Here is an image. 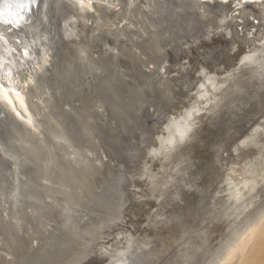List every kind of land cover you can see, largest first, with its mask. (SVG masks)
I'll use <instances>...</instances> for the list:
<instances>
[{
	"label": "bare ground",
	"instance_id": "1",
	"mask_svg": "<svg viewBox=\"0 0 264 264\" xmlns=\"http://www.w3.org/2000/svg\"><path fill=\"white\" fill-rule=\"evenodd\" d=\"M175 1L169 5L167 0H140L138 6L134 4L128 7L127 0H120L121 10L118 13L106 12L103 17L97 16V21L110 25L128 21L123 30L113 29V32L124 37L119 40L107 30L95 32L99 26L97 23L77 20L72 0H41L40 21L34 20L24 25L36 41L33 45L37 56L35 63H42V51H47L49 63L43 71L33 74L35 84L26 93L28 116L33 119V125L29 126L9 113L11 130L6 128L2 136L0 134V143L5 144L9 153L16 157V160H9L0 156V264H29L27 259L30 256L34 259L33 264H105L123 257L135 236L128 229L144 220L148 221L155 199L165 195L172 180L168 174L172 167L168 168V172H163L166 168L164 164L162 171L161 167L156 166L155 169L161 171L157 175L156 171H151L153 166H149L153 160H149L157 153L165 157L168 146L174 144H164L161 139L162 134L164 139L169 138L167 126L173 120V114H179L176 119L179 116L187 118V114H191L184 137L189 141L199 128L198 122L201 123L204 112H208L205 110H208L207 106L211 111L225 97L221 96L226 95L224 92L220 95L224 85L227 87L228 83L236 80L234 77L241 73L239 69L244 67L246 71L251 66L242 65L241 60L264 46L260 43L264 40V0H260L257 6L247 4L243 10L225 6L220 0L214 3L202 0V4L197 0ZM202 6L207 16L201 10ZM48 7H51L52 15L61 18V35L54 34L51 39L46 31L51 20L46 12ZM226 15H238L243 20V26L233 21H228L227 26H220L225 32H230L231 37L233 33L236 37L235 40L229 38L233 42L228 41L232 46H228L227 52L222 48L228 56L211 57L209 61V64L215 60L224 61L221 69L211 72L200 66V72L204 75L196 80L176 70L174 63L173 67L169 64L168 49L172 51L178 48L177 43L181 38L194 32L196 27H213ZM245 29L247 33L252 29L257 31L250 38L246 33H239ZM216 30L219 31L218 28ZM10 42L14 44V41ZM191 45L195 47L198 44L194 42ZM215 45L216 48L217 43ZM108 47H117L120 56L113 59L105 55ZM208 52L212 50L209 48ZM202 59L207 60L206 56ZM26 63L31 65L34 62ZM165 66L171 68L166 76L159 71L160 67ZM243 76L239 75L237 79ZM191 79L196 82L195 96L189 92L193 82ZM208 79L214 84H208L201 90L199 84ZM232 85L235 86L234 83ZM232 85H228L231 90ZM252 85L250 88H253ZM239 89L232 94L235 95ZM202 92L209 95L197 101ZM146 109H151L154 115L170 114L164 121L145 125L143 115ZM259 119L262 126L257 123L253 130L264 127V118ZM247 123L245 120L244 124ZM174 141L179 142L180 137H174ZM115 148H121L125 155L112 153L111 149ZM137 152L141 160H135V165L131 155ZM127 156L132 161H127ZM241 157L236 154V158L229 159L230 162L226 160L228 163L225 166L229 164V168L224 173L228 175L219 179L217 187L220 201H216L215 206L213 202L210 203L208 218L202 222L205 231V227L215 228V239L218 241L214 247L207 246L208 251L214 248V252L206 264L214 262L224 233L225 239L232 238L237 226L264 213V157L256 154ZM159 161L155 165H160ZM127 162L132 165L131 171L122 168V164ZM150 178H155L154 182ZM126 179L128 185L125 184ZM146 179L151 183V189ZM143 186L150 190H144ZM249 205H258L261 211L249 216L246 211ZM220 229L227 230L219 233ZM249 230V235H252ZM263 241L264 237H260L259 245ZM262 248L259 257L250 256L252 264H264ZM94 253L99 256L97 262L90 260ZM102 256L105 258L101 259ZM205 258L202 253L199 261ZM184 264L195 262H190L185 256Z\"/></svg>",
	"mask_w": 264,
	"mask_h": 264
},
{
	"label": "rangeland",
	"instance_id": "2",
	"mask_svg": "<svg viewBox=\"0 0 264 264\" xmlns=\"http://www.w3.org/2000/svg\"><path fill=\"white\" fill-rule=\"evenodd\" d=\"M228 35L229 34H227V36ZM224 36L226 35L219 33L218 35H213L211 38H209L208 41L202 42L200 44L204 46L203 51L208 52L210 48V51L212 50L213 53L217 52V50H219L218 52L221 53V55L218 52H217L218 54L214 53L215 55L214 56L213 54H211L212 52H208L210 58L211 57L219 58L221 56L222 57L228 56L226 52L228 51V46L229 48L230 46H232L229 44L233 42V40H231L233 38L230 35L228 37L227 36L224 37ZM216 43H217V47L215 48ZM223 43L225 44L224 47L222 46L224 45ZM206 45H208V48ZM197 46L198 45L193 47L195 51L192 49L190 56H188L187 54L182 55L178 59V61H176L174 65L175 68L180 69L181 71H183V73L191 77L197 76L196 75L197 72H200L199 67L202 65V58L196 59L197 52L201 51L200 47L198 48ZM218 46L221 50L222 48L223 50L226 49V52L218 49ZM205 47L207 48L208 51L206 50ZM196 49H197V52H196ZM222 52L225 53L226 55L225 54L223 55ZM229 52L231 53V51ZM256 59L259 60L260 57L257 56ZM186 60L188 61L189 65L195 64V68H191V67L185 68L184 62ZM222 60H225V58H223ZM181 62H183V64ZM199 62L201 64H199ZM218 62H220V66L222 62L224 64V61L221 62V60L220 61L218 60ZM251 66L248 67L249 69L245 67V69H248L246 71L244 70V67L241 68L243 70L239 69V71L242 73L241 74L238 72L240 77L243 76L244 74L242 78L237 79V77L239 76L238 74H237V77L236 76L234 77L236 78L237 81L238 80L240 81L239 82L240 84L238 82H235L236 80L234 78H232V80L234 79L235 81L233 80V82H231L232 80L231 81L229 80L228 82H231V83L227 82L228 83L227 87L229 84L232 85L234 83L235 86L233 85L231 86L233 88L232 90L229 87L228 89L230 90H228L226 85H224V89L223 91H220V95L223 92H224L223 94H226V95H221V96H225V97H222V99L224 98L223 101L225 100L226 103L224 101V104H223V101L221 99L222 102L219 101L220 103L215 105L217 107L215 108L214 106L211 111H209V106H207L208 110L207 108L205 110L208 112H204V116L203 118H201V123L198 122V125H200L199 128L196 129L193 135H191V138L189 139V141L187 140V138H184L186 141L174 142L173 145L168 146V149H167L168 152H166L165 157L162 158L163 154L162 155L160 154V158L159 159L156 158L155 160L156 162L160 160L159 161L160 165H155L156 162L154 163V160L151 163H149V166H151V168L153 166L151 171H156L157 175H159L158 171L161 172L164 166L166 168H164L163 172L164 171L168 172L169 171L168 168L172 167L170 168L169 172H173V173L168 172V174L172 176L171 177L172 180H170V182L168 183L165 195L159 197V199H155L156 202H154L153 204L155 206L151 212L150 217L148 218V221L144 220L141 223H139V225L131 226L133 228L130 227V229H128L129 231L134 233L135 236L133 237L134 239L132 240V242H130L131 243L130 247L124 253L125 255L123 257L121 256L119 258H115V260H111L105 264H117V262H119V264H159V263L160 264H168V263L169 264H174V263L184 264L185 256L188 257V260H190V262H195V264H206V262L210 258V255H212L211 253L214 250V248H212L209 251L208 249L210 248L211 245L214 247L218 241L215 239V236L217 234V232L215 231V228H211L210 226L207 228L205 227V229H207V231H205L203 230L204 228L202 227L203 225L202 222L204 221L205 218H208V214L210 213L209 208L211 207L212 202L215 206L217 203L216 201L218 202L220 201L217 187H219V183H218L219 179L223 178L224 175H228L227 173H224L225 169L229 168V164L225 166L226 162L229 161V159L231 160V159L236 158V154L237 156L239 155V158L241 156L242 157L245 155L253 156L255 154L258 155L259 157H264V141L259 142L261 145L260 147H255V146L248 147V148L240 147L243 141V138L246 139L247 135L252 132L254 128L253 126H257V123L260 124L259 117L264 118L263 116L264 115V75H263L264 71L263 73L261 72L262 69H260L261 67L260 64H251ZM255 69H256V72L257 70L260 69L259 70L260 72L256 73L254 71ZM256 75L257 76L259 75V77H257ZM245 76L246 78H244ZM250 76H251V79H250ZM261 76L263 77L260 78ZM256 77L258 79H256ZM243 79H245L244 82H243ZM248 79L249 81L247 83ZM252 84H255V85H252ZM236 85L240 88L238 90L239 93H241V91H243L242 94H244V92H248V93H245L244 95L242 94L238 95L237 94L238 92H237L236 93L237 96L234 97L236 94L235 95L233 94L237 91V88H238ZM251 85L253 86V88L252 87L250 88ZM234 87H237V88H234ZM254 87L256 89H254ZM255 90L257 91L255 92ZM225 91L227 92L225 93ZM233 91L234 93L232 94ZM230 94L233 96L234 99L232 98V96H229ZM240 95H242L241 98H240ZM228 98L233 101H230ZM227 104L229 106H227ZM218 107L221 110L220 109L218 110ZM245 120H247L248 122L247 124H244ZM250 120L251 121L254 120V121L250 123V125L247 127L249 122H251ZM260 126L262 125L260 124ZM242 133H245V134L242 135ZM261 135L264 136L263 133ZM240 153H242L243 155L241 154L240 156ZM249 153H251V155ZM161 159L163 160L161 161ZM172 164L175 166H173ZM156 166L159 168L161 167V171L160 169L158 170V168L155 169ZM150 179L152 180V181L150 180L151 182H154L153 178H150ZM150 184L151 183H149V185ZM144 186H143L144 190H150L152 187L150 185L149 186L150 189H147V186L146 188ZM151 200L152 198H150V201ZM208 203L209 204L211 203V204L208 205ZM259 215L260 216H256L255 219H252L251 221L250 220L247 221L248 224L245 222V223H242L243 225L241 224L242 226H239V227L237 226L236 227L237 229H235L236 231L235 230L233 231L232 238L235 242L236 250L231 255V258L228 260L229 264H231V262H235L237 264H252V262L249 260L250 256L255 255V257L257 256L259 257L261 247H263L262 250H264V241L262 245L260 244L261 246L259 245V242H258L260 237H264V213H261ZM143 219L145 218L143 217ZM257 220L259 221L260 224H258ZM221 221H224V219H222ZM217 223L218 222H216L215 225H217ZM132 229L134 230V232ZM238 229H241V230H238ZM249 229H251L253 233L252 235H249V231H250ZM226 230L220 229V232L219 231L218 232L223 233V231L225 232ZM224 236H225V233L219 244H221V242L224 241L225 239ZM241 236L243 237V239ZM198 239H200L201 242ZM196 240L199 241V243ZM200 244H202L206 248H204ZM189 246L193 247V249ZM197 246H199V248H201L202 250L199 249ZM207 246L209 248H207ZM186 247H189V248H186ZM184 248L186 249L184 250ZM204 249L206 252L203 251ZM176 250L179 254L176 252ZM199 251L200 252L203 251L202 252L203 255L205 254V257L207 258L199 261V259H201L202 257V253H200ZM197 253L198 254L200 253L201 255L200 254L199 255L201 257H199ZM235 257H238L237 258L238 260ZM182 259H183L182 261L183 263L181 262ZM215 263H216V260L214 259V262L212 264H215Z\"/></svg>",
	"mask_w": 264,
	"mask_h": 264
},
{
	"label": "snow or ice",
	"instance_id": "3",
	"mask_svg": "<svg viewBox=\"0 0 264 264\" xmlns=\"http://www.w3.org/2000/svg\"><path fill=\"white\" fill-rule=\"evenodd\" d=\"M198 3L202 4V0H197ZM210 3H214L215 0H209ZM220 2L225 6H230L232 9L243 10L247 4H253L257 6L260 4V0H220ZM40 0H0V115L12 114L20 120H24L29 126L33 125V119L28 116V107L26 103V93L35 84L34 73L43 71L44 67L49 63V56L47 51H42L40 59L42 63H35L37 56L33 51V45L36 41L28 42L22 41L20 38L13 36L9 38L7 33L13 32V30L21 29L25 24L30 23L32 19V12L35 9ZM140 0H127L128 7H132L134 4L139 5ZM72 8L74 9V15L77 20H86L87 23H97L99 26L95 28V32H100L103 30L109 31L111 35L117 37V39H123L118 32H113V29L123 30L125 25H128L127 20H122L116 24H106L101 21H97V16L103 17L106 12H116L121 10L120 0H72ZM202 11H205L203 6ZM208 13L205 11V16ZM248 19H252L248 17ZM228 21H233V23H239L241 27L243 26V20L238 15H226L224 18L219 20V24H213V28L219 30L220 34H223V27L221 25L227 26ZM257 29H252L248 32V36L252 38L256 33ZM211 35H216L217 32L213 31ZM201 39H204L202 37ZM14 41V44L10 42ZM260 43L264 45V40ZM201 51L197 53V59L201 56H206L208 53L203 51V45L197 42ZM191 45L189 48L191 49ZM120 51L117 47H108L105 55H109L111 58H116L120 56ZM259 56L260 59L257 60L256 57ZM27 61H32L31 65L26 63ZM241 64H260L262 71H264V47L258 51L251 52L250 55H246ZM185 68H195V64L189 65L188 61L184 62ZM27 69V71H25ZM159 71L162 75H167L170 69L165 67H160ZM197 75L203 78L202 72H197ZM214 84L211 79L205 80L203 83L199 84V88L203 90L206 85ZM195 96V93H193ZM209 95L207 92H202V94L197 98L198 100H203ZM195 111V108H193ZM179 115L178 113L173 114V120L168 123L167 131L169 132V138L164 139L163 134L161 139L164 144H173L174 137L179 136L180 142L188 131L186 125L187 121L191 119V114L185 116H179V119L175 117ZM28 117L25 120V117ZM174 130V131H173ZM264 127L256 128L252 130L247 138L242 141L240 147H260V141H264ZM245 133H242L244 135ZM163 148V145H162ZM166 150V149H165ZM251 155V153H249ZM159 155V153H157ZM0 156L5 157L9 160H16V157L9 153L8 148L5 144L0 143ZM167 186V185H165ZM14 195V194H13ZM249 216L260 212L261 209L258 205H249L246 209ZM236 245L233 238H228L224 240L221 247L217 250L216 264H228L230 256L235 252ZM78 264V262H76ZM119 264V262H117Z\"/></svg>",
	"mask_w": 264,
	"mask_h": 264
},
{
	"label": "water",
	"instance_id": "4",
	"mask_svg": "<svg viewBox=\"0 0 264 264\" xmlns=\"http://www.w3.org/2000/svg\"><path fill=\"white\" fill-rule=\"evenodd\" d=\"M175 2H176L175 0H167V3L169 5H172ZM41 3L42 2L40 0V3L38 4V6L35 9H33L31 21H34V20H39L40 21V14H41V10H42L41 9ZM46 12H47V14H50V17H51L50 23L46 27V31H47V35H48L49 39H51L52 36L54 34H57V33L60 36L61 35V31L59 29H60V20H61V18L59 16H57V15L56 16L55 15H52L51 7H48L46 9ZM213 31H216L217 34H219V31H217L216 29L214 30V28L213 27H210V26H207L206 28L196 27V29L194 30V32H191L190 34H186L184 37L181 38L182 40L179 43H177L178 44V48H175V50H172V51H171V49H168V60H170L169 61V64L173 67V64H171V63H174V65H175L176 61H178V59L182 55L187 54V55L190 56V52L192 51L193 47H191V49H190L189 48V45H191L194 42H198V40H200V42L208 41L209 38H211L213 36V35L210 34ZM245 31H247V30L245 29L244 31L239 32V33L240 34H242V33L248 34ZM229 33L228 32H225L223 30V34L226 35V34H229ZM11 35L20 38L22 41H28V42L34 41V39H32V37H31V34L28 33V30H25L24 26L21 29L13 30V32L7 33V36L9 38L11 37ZM231 35H232V38L235 40L236 39L235 34L233 33ZM202 37H204V39H201ZM200 42H199V44H200ZM200 58H202V57H200ZM206 59L207 60L202 59L203 62H202V65H201L206 70L212 72V71H216V70L222 68L220 65H218L220 62H218L217 60L212 61V64H209V61L211 59L209 57V54L206 55ZM174 68H175V66H174ZM176 70H177V68H176ZM178 71H181V70L178 69ZM181 72H183V71H181ZM184 75L187 76L186 74H184ZM198 77L199 76L197 75V76H195L193 78H196V80H197ZM187 78H191V76H187ZM191 80H193V79H191ZM193 82L190 85L191 86L190 87L191 90H189V92H191V93H193L194 89L196 88V82H195V80H193ZM144 113L145 114L143 115V119H144L145 125L154 124V122L164 121V120H166V118L170 114V113H161L159 115H156V114L154 115V112L151 109H146ZM11 127H12V119L9 117V114L0 115V134H1V136H2V131L3 130H5L6 128H9L11 130ZM111 150H112V153L117 154L119 156L123 155V153H124V152H122L121 148H115V149H111ZM139 151H140V153H142L141 150H139ZM140 153L137 152V153L131 155L132 158L134 159V161L130 160V158L127 156L128 157V160L127 161H132V162H134L133 164L136 165V161L138 162L139 160H141ZM159 157H160L159 155H155V156H153V158H150L149 161L151 162L152 160H154L156 158H159ZM122 166H123L122 168L125 171H129V170L131 171L132 165L129 164L128 162H127V164H122ZM121 172H123V171H121ZM147 182L148 181L146 179V184H147ZM125 184L128 185L127 179H126ZM130 197H131V195H130ZM104 258L105 257H103V256L101 257V259H104ZM91 259H95V262H97L99 260V256L97 255V253H94V254H92V257L90 258V260ZM33 260L34 259L32 258V256H30L27 259V261L29 262V264H33L34 263Z\"/></svg>",
	"mask_w": 264,
	"mask_h": 264
}]
</instances>
